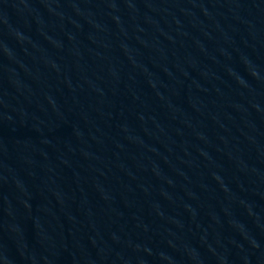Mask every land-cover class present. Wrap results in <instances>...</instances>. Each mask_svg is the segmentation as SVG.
<instances>
[{
    "label": "water",
    "instance_id": "obj_1",
    "mask_svg": "<svg viewBox=\"0 0 264 264\" xmlns=\"http://www.w3.org/2000/svg\"><path fill=\"white\" fill-rule=\"evenodd\" d=\"M4 0H0V3L3 2Z\"/></svg>",
    "mask_w": 264,
    "mask_h": 264
}]
</instances>
